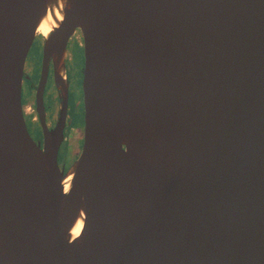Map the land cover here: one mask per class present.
Masks as SVG:
<instances>
[{
	"label": "water",
	"instance_id": "95a60500",
	"mask_svg": "<svg viewBox=\"0 0 264 264\" xmlns=\"http://www.w3.org/2000/svg\"><path fill=\"white\" fill-rule=\"evenodd\" d=\"M53 1L0 0V264H264V0H61L41 36L40 145L21 83ZM76 32L84 127L65 172Z\"/></svg>",
	"mask_w": 264,
	"mask_h": 264
},
{
	"label": "flooded vegetation",
	"instance_id": "af4514ba",
	"mask_svg": "<svg viewBox=\"0 0 264 264\" xmlns=\"http://www.w3.org/2000/svg\"><path fill=\"white\" fill-rule=\"evenodd\" d=\"M74 36V37H73ZM67 45V53L65 58V74L67 78V107L64 126V139L60 145L58 153V164L65 172L74 161V153L70 154L67 147L69 137L77 136L76 144L83 136V117L84 108L82 100L81 80L83 67V50L82 38L79 33H75ZM80 36V38H79ZM39 38V39H38ZM38 39V40H37ZM75 39V40H74ZM42 60V37H36L26 58L23 77L21 83V103L24 120L28 132L34 140L42 142V128L39 121V115L36 112L35 94L38 86ZM47 79L43 87L42 99L44 106V116L47 128L54 127L60 110L59 91L55 85V80L52 72V64L49 63ZM31 109L32 112H27ZM35 126V136L31 132V128Z\"/></svg>",
	"mask_w": 264,
	"mask_h": 264
},
{
	"label": "bare ground",
	"instance_id": "6f19581e",
	"mask_svg": "<svg viewBox=\"0 0 264 264\" xmlns=\"http://www.w3.org/2000/svg\"><path fill=\"white\" fill-rule=\"evenodd\" d=\"M52 3L53 4H52L51 10L48 9L46 15L42 18L40 24L37 27V33L39 34V36L46 37L52 31L53 27H56L58 25V22L62 19V14H61L62 1L61 0H54ZM79 38H80V36H79ZM70 179H71V174H69L64 180V189L65 190H67L69 188ZM83 227H84V220H83L82 216H80L70 229V232H69L70 237L73 238V237H76L77 235H79V233L83 229Z\"/></svg>",
	"mask_w": 264,
	"mask_h": 264
},
{
	"label": "rangeland",
	"instance_id": "374dc122",
	"mask_svg": "<svg viewBox=\"0 0 264 264\" xmlns=\"http://www.w3.org/2000/svg\"><path fill=\"white\" fill-rule=\"evenodd\" d=\"M27 112H32L31 109H28L27 107ZM31 132L33 133V135L35 136V133L36 132V127L33 126L31 129ZM82 139H83V136H81L79 138V141H78V147H77V144H76V140H77V136H72V137H69V139L67 140L66 144H67V147H68V150H69V153L72 154L74 153V158L78 156V154L80 153V150H81V146H82ZM39 139H37L38 141ZM40 141V140H39Z\"/></svg>",
	"mask_w": 264,
	"mask_h": 264
}]
</instances>
